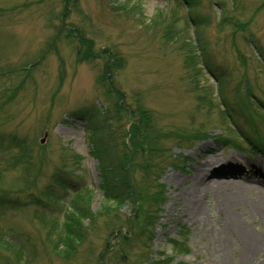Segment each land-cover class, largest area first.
<instances>
[{"label": "rangeland", "instance_id": "374dc122", "mask_svg": "<svg viewBox=\"0 0 264 264\" xmlns=\"http://www.w3.org/2000/svg\"><path fill=\"white\" fill-rule=\"evenodd\" d=\"M0 99V264H264V209L186 183L207 148L264 172V0H0Z\"/></svg>", "mask_w": 264, "mask_h": 264}, {"label": "bare ground", "instance_id": "6f19581e", "mask_svg": "<svg viewBox=\"0 0 264 264\" xmlns=\"http://www.w3.org/2000/svg\"><path fill=\"white\" fill-rule=\"evenodd\" d=\"M206 152L209 156L198 163L194 175L189 177L190 183L186 181L187 188H199L201 185L207 186V189L213 187L224 194L226 198L235 200L236 203L246 201L258 210L264 209V190L262 189L258 195L254 194L255 190H258V186H264V172L257 162L250 163L243 169L244 164L232 154L217 155V152H213L209 148ZM225 158H227L226 161L223 160ZM216 166L219 168L213 170ZM259 176L260 178H258ZM210 178L213 179L209 180ZM174 180L179 182L178 178ZM191 211L199 214L202 207L196 203ZM250 241L251 249L248 253L255 256L261 248L262 241L259 238H254V235Z\"/></svg>", "mask_w": 264, "mask_h": 264}, {"label": "trees", "instance_id": "16d2710c", "mask_svg": "<svg viewBox=\"0 0 264 264\" xmlns=\"http://www.w3.org/2000/svg\"><path fill=\"white\" fill-rule=\"evenodd\" d=\"M75 33H77V31H73ZM81 34H76V35H73L72 32H68L67 31V34L66 36L69 38V40L73 41L74 40L76 41V44H78V46L76 47L77 48V51H78V54L79 55H86V56H91L89 53H88V50H84L83 51V48L80 46V44H83L84 43H91L89 40H87L85 37H83L82 35L80 36ZM74 39V40H73ZM115 58L118 59V55H115ZM115 59V60H116ZM7 97V95L5 96V98ZM2 100V99H0ZM121 100H123L121 98ZM132 115V116H131ZM130 121H129V127H130V130L129 132H131V135L133 134L134 135V138H141V136H139V133L140 132H146L147 134H150L149 132H147V124L150 123V120H151V117L150 115L147 114V111L144 110L143 108H141L140 105H138V107H136L135 109H133L132 111V114L130 112ZM249 127L253 130V133L256 134L257 136V141L258 140H261V135L258 134V128L256 125H254L253 123L252 124H249ZM245 139V142L243 143L244 146L246 145V147L248 148H251L252 144L254 145V141L250 140V138L248 137H243L241 139ZM256 139V138H255ZM21 141L22 140H18L16 142H12L14 143V149L16 148H19V149H16L14 150L16 152V156H18V162H16V165L15 167L18 168L19 170H21V173L22 175H24L25 173H28V171L26 169H30L31 166L35 165V167L37 166V163L34 162L33 160V152H31L29 150V147H27V142H26V145L22 147V150H21ZM231 143V142H229ZM245 147V148H246ZM239 148V147H237ZM252 151L256 152V153H259V154H264V145H259V147L255 148L253 146L252 148ZM148 159L152 161V155L148 153ZM11 161H13V163L15 162V157H13L11 159ZM100 163V167L102 169V171L107 172V174H112L114 173L115 171H118V173L120 172V169H119V166L117 165H109L107 161H104L103 159H101L99 161ZM119 180H123V176H119L118 177ZM110 186V185H109ZM113 188V191L112 190H107V193H108V198L110 199H114V193H115V187L114 186H111ZM159 192H157L158 194ZM156 194V195H157ZM7 194H2V198H7ZM144 202V200L142 201ZM84 209L85 207L84 206H81L79 207L78 204L75 206V211L74 212H77V213H83L84 212ZM83 211V212H82ZM75 214V213H74ZM83 215V214H82ZM84 217V216H83ZM86 218V217H84ZM68 218H66L67 220ZM144 224L148 225L147 222H143ZM149 226H151V224H149ZM132 230H135L138 232V233H134V236L137 237V238H145L147 240V237H144L140 231L138 230L137 228V222H135V226L133 228V225L130 226ZM131 230V231H132ZM146 230L144 231V234L147 235L146 233ZM130 231V232H131ZM68 234V236H72V237H76V238H79V239H83L85 238L87 235H86V232L84 231V229H80V230H74V228H70L68 226V230L67 232H65V235ZM112 235L114 236V232H112ZM115 238H118V235L115 237ZM18 241L17 238H12L11 236H8V235H5V234H0V250L1 251H6L7 253H14L15 255L19 256L20 255V245L18 244ZM128 241V240H127ZM124 242H125V239H124ZM126 244V243H125ZM110 246L108 245L107 248H106V251L105 253H108L109 250H110ZM0 251V252H1Z\"/></svg>", "mask_w": 264, "mask_h": 264}]
</instances>
